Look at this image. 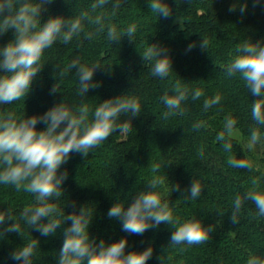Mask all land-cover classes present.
Listing matches in <instances>:
<instances>
[{
	"label": "trees",
	"instance_id": "16d2710c",
	"mask_svg": "<svg viewBox=\"0 0 264 264\" xmlns=\"http://www.w3.org/2000/svg\"><path fill=\"white\" fill-rule=\"evenodd\" d=\"M115 2L109 0L95 10L91 8L95 0H52L45 5L42 23L50 17L68 19L87 14L82 21L84 31L68 43L57 39L45 50L41 60L44 66L34 78L25 100L0 105V113L14 111L18 117H24L43 114L65 98L69 105L87 102L93 108L124 93L139 98L142 112L131 118L132 128L127 134L113 132L88 157L75 152L70 155L60 169L68 172L62 185L64 195L51 202L65 208L66 214L74 210L72 202L76 211L85 204L94 216L90 237L97 242L104 239L109 244L126 238V252H141L151 247L153 255L147 264H246L250 255L264 257V217L257 215L255 205L245 201L239 223L230 221L234 197L245 193L252 178L259 177L264 190V126H260L263 144L258 154L251 155L236 138L226 135L232 144L231 153H227L222 146L224 141L217 140L229 116L236 120L234 130L250 138V128L255 123L251 108L257 97L250 94L239 75L228 77L225 69L236 55L238 44L250 40L264 45V0L256 7L252 0H190V3L165 0L172 10L168 18H157L150 11L148 0H121V6L113 9ZM245 3L247 8L241 14L240 6ZM233 7L235 10L230 11ZM97 15L104 18L103 31L92 23ZM133 24L137 27L133 41L124 36L112 43L107 38L108 26L126 30ZM88 32L93 33L90 39ZM12 38L13 33L9 31L0 37V46ZM202 38L207 41V51L200 47ZM193 42L196 47L187 51ZM149 44L168 49L174 70L169 78L161 80L151 75V63H145L139 53ZM75 59L89 66L101 65L93 76L100 86L90 89L83 97L77 94L79 85L74 70L60 76ZM177 80L188 89V98L182 103L183 115L163 119L161 114L166 109L161 97L166 91L173 94L172 87ZM56 83L61 92L50 94ZM197 89L202 95L193 100ZM216 95L221 97L220 102L205 109V101ZM127 119V115H122L119 122ZM43 127V124L37 125L38 129ZM228 155L251 162V170L230 167ZM154 165H159L155 172ZM156 176L164 180L159 191L170 202L174 215L181 220L196 217L205 227L215 226L208 241L193 246H172L169 245L171 226L162 223L142 235H135L123 231L119 220L107 216L117 200L127 206L134 194L145 189L148 181ZM194 179L204 189L199 198L186 201L182 194ZM174 185H179V189L171 192ZM34 204L32 195L17 192L11 185H0V211L10 208L19 220L20 212ZM20 223L22 237L6 233L0 239V264H19L10 254L32 239L39 240L33 264H57L62 230L58 229L54 236L43 237L24 221Z\"/></svg>",
	"mask_w": 264,
	"mask_h": 264
},
{
	"label": "clouds",
	"instance_id": "9594fccd",
	"mask_svg": "<svg viewBox=\"0 0 264 264\" xmlns=\"http://www.w3.org/2000/svg\"><path fill=\"white\" fill-rule=\"evenodd\" d=\"M52 0H0V37L9 31L13 38L5 45L0 46V105H9L16 101L25 100L29 94L34 78L43 68L41 63L45 50L52 47L57 41L70 42L73 37L84 31L82 16H73L65 19L62 16L50 17L41 22V13L45 5ZM190 3V0H188ZM109 0H95L91 5L93 10L102 8ZM253 7L260 4V0H252ZM121 6V0H116L113 9ZM148 7L157 18H168L171 8L165 0H148ZM247 4L240 6L243 14ZM235 7L230 11H234ZM183 27V19L178 18ZM103 16L97 15L92 23L99 25L103 31L105 25ZM137 30L135 24L126 30H118L115 26L107 27V38L115 43L127 36L133 41ZM90 39L93 33H86ZM196 47L195 43L187 46V51ZM200 47L207 49V41L202 38ZM207 51V50H206ZM236 55L226 66L228 77L239 75L252 96L257 97L252 103L251 116L255 122L250 128L249 145L254 146L262 140L260 126H264V45L245 40L236 47ZM144 62L151 63V75L161 80L169 78L173 70L172 58L168 49L159 44H149L145 50L139 52ZM99 64L89 66L79 59L73 60L60 73L66 75L74 70L78 80L77 94L86 96L90 89L100 86L93 80ZM55 74V73H54ZM57 77V75L55 74ZM173 94L166 91L161 101L166 111L161 114L163 119L170 116L183 115L182 103L188 98V89L177 80L172 87ZM61 92L58 83L50 89V94ZM202 95L199 89L195 90L192 99ZM66 99V98H65ZM65 99L54 104L40 115L18 117L14 111L0 113V185H11L17 192H25L35 199L33 206L24 208L17 220L12 210L0 211V239L6 233H17L22 237L20 221H24L29 228L39 232L43 237L54 236L58 229L62 230L63 242L59 250L57 264H147L153 255L151 247L141 252H126L127 239L122 238L112 243L104 239L99 242L90 237L89 228L94 216L85 204L73 211L65 212L53 198L59 199L64 195L62 185L67 179L68 172L60 171L70 155L75 152L84 157L99 148L109 139L113 132L127 134L131 130V118L142 112V105L138 97L130 94H121L100 102L94 108L87 102L73 106L65 103ZM221 97L216 95L204 103L205 109L218 104ZM122 115L128 119L119 122ZM43 124L42 129L37 125ZM236 120L226 117L224 130L217 140L224 141L225 152L231 153L232 144L226 140L234 134ZM196 125L195 127H199ZM227 163L232 168L251 170V162L237 159L228 155ZM159 165L153 166L157 171ZM164 183L161 177H153L147 187L136 192L131 203L115 202L107 212V216L121 222L122 230L135 235H142L150 228L166 224L173 229L169 245H200L210 238L215 226L205 227L196 217L181 220L174 215L170 202L162 198L159 191ZM250 187L245 193L237 194L232 202L230 221L238 224L240 213L245 201H251L257 209V215L264 217V190L261 189L259 177L251 179ZM174 185L171 192L178 190ZM199 180L194 179L190 187L182 194L186 201H194L203 191ZM68 203V202H67ZM67 205V204H66ZM7 221H14L6 223ZM66 227H62L63 225ZM39 246L38 239H32L16 248L10 257L19 264H33V257ZM246 264H264V257L250 255Z\"/></svg>",
	"mask_w": 264,
	"mask_h": 264
},
{
	"label": "rangeland",
	"instance_id": "374dc122",
	"mask_svg": "<svg viewBox=\"0 0 264 264\" xmlns=\"http://www.w3.org/2000/svg\"><path fill=\"white\" fill-rule=\"evenodd\" d=\"M233 137L236 138L243 145L244 148H246L248 151L250 150L251 155L258 154L257 152L259 151L261 152L262 150L261 149L262 148L261 146L263 144L262 142L257 143L254 146H250L249 145L250 138H245L238 129L234 130Z\"/></svg>",
	"mask_w": 264,
	"mask_h": 264
}]
</instances>
